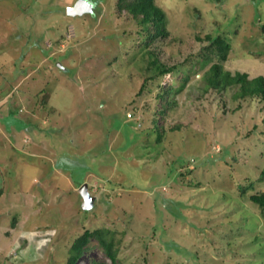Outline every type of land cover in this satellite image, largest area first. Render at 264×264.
Masks as SVG:
<instances>
[{"label": "rangeland", "instance_id": "obj_1", "mask_svg": "<svg viewBox=\"0 0 264 264\" xmlns=\"http://www.w3.org/2000/svg\"><path fill=\"white\" fill-rule=\"evenodd\" d=\"M75 1L0 0V264H66L86 229L118 264H264V100L209 80L264 76V0H154L163 34Z\"/></svg>", "mask_w": 264, "mask_h": 264}, {"label": "trees", "instance_id": "obj_2", "mask_svg": "<svg viewBox=\"0 0 264 264\" xmlns=\"http://www.w3.org/2000/svg\"><path fill=\"white\" fill-rule=\"evenodd\" d=\"M122 5L134 15L141 14L142 17L140 20L142 23L148 24L151 22L155 29L154 33L155 31L161 34L165 32L164 13L154 4V0H128ZM213 41L216 47L213 48L212 52H214L221 61L225 60L227 53L230 50V44L220 38H215ZM153 64L157 67L159 74L168 73L172 69V66H165L163 63L159 64L157 61L153 62ZM211 69L212 74L210 75L211 77L209 80L213 85H219L220 81L224 85L239 84L241 96H257L264 100V76L258 75L253 78H248V75L245 72L237 71L234 74H231L229 71L221 72L219 63L213 64ZM250 198L255 204L264 208V192L252 194ZM91 237L98 240L99 246L112 261V264H118L112 238L107 236L105 229H96L94 231L86 229L79 237H77L72 243L66 264H74L84 250L89 249L90 246L88 244ZM98 264L107 263L102 261Z\"/></svg>", "mask_w": 264, "mask_h": 264}, {"label": "water", "instance_id": "obj_3", "mask_svg": "<svg viewBox=\"0 0 264 264\" xmlns=\"http://www.w3.org/2000/svg\"><path fill=\"white\" fill-rule=\"evenodd\" d=\"M93 11V5L89 0H76L72 5L66 7V12L70 16L81 15ZM82 196V208L88 210L93 205V197L87 190V184L83 183L79 188Z\"/></svg>", "mask_w": 264, "mask_h": 264}]
</instances>
